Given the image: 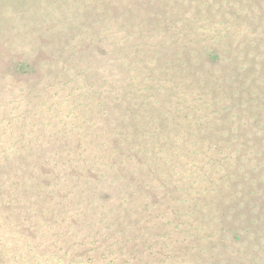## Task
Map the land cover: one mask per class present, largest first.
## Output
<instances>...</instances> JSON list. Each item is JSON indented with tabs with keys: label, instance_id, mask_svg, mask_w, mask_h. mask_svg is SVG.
Wrapping results in <instances>:
<instances>
[{
	"label": "rangeland",
	"instance_id": "1",
	"mask_svg": "<svg viewBox=\"0 0 264 264\" xmlns=\"http://www.w3.org/2000/svg\"><path fill=\"white\" fill-rule=\"evenodd\" d=\"M0 264H264V0H0Z\"/></svg>",
	"mask_w": 264,
	"mask_h": 264
}]
</instances>
